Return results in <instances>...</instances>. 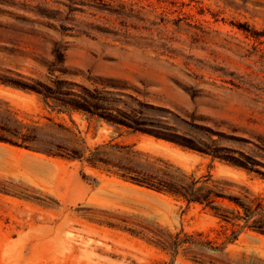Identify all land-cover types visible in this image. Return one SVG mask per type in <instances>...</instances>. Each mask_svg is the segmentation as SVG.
I'll return each mask as SVG.
<instances>
[{"label": "rangeland", "instance_id": "obj_1", "mask_svg": "<svg viewBox=\"0 0 264 264\" xmlns=\"http://www.w3.org/2000/svg\"><path fill=\"white\" fill-rule=\"evenodd\" d=\"M2 75L133 95L168 111L125 96L122 110L256 160L263 174L85 113L58 114L41 95L4 84L1 136L19 119L40 126L45 142H64L73 119L92 148L136 144L108 149L127 168H181L264 204V0H0ZM108 169L0 142V264H264V234L245 229L222 248L237 227ZM182 230L221 250L187 244L173 256L168 241Z\"/></svg>", "mask_w": 264, "mask_h": 264}, {"label": "trees", "instance_id": "obj_2", "mask_svg": "<svg viewBox=\"0 0 264 264\" xmlns=\"http://www.w3.org/2000/svg\"><path fill=\"white\" fill-rule=\"evenodd\" d=\"M57 54L62 57L61 62H64V54L59 50ZM19 76L23 77L22 75ZM53 83L54 85H48L39 80H21L6 75L0 76V84L41 95L46 105L50 106L52 111L58 114H68L72 117L75 112L85 113L90 117H98L101 120H105L117 128L126 127L131 129L133 133H145L183 148L210 155L213 159L218 158L250 172L263 174L258 168L260 163L256 160L249 157L243 158L242 156L237 158L216 146H200L196 142L186 139L177 129L169 127L166 124L157 125L146 118L138 117L126 110H122L119 105L123 103L128 107L129 103L122 99L125 96L132 102L133 100L138 102L143 108L167 112L166 108H156L139 101L133 95L125 94L124 92H113L106 88L100 89L96 87L91 90L85 86H80L82 89L81 93L77 94L72 90L73 86L76 85L74 82L60 80L58 77ZM65 86L69 89L64 90ZM51 100L55 103L54 105L50 103ZM139 112L142 113L141 111ZM49 121L51 127L56 126L61 129H68L64 123L57 122L53 118H49ZM71 121L76 127V132L72 131V137L64 140V142H45L39 138L40 126L35 125L29 128L27 124L19 119H15L16 125L13 128L4 125L8 136L0 135V142L10 143L16 147L46 154L50 157L86 161L93 167L105 166L109 168V172L114 170V173L125 181L169 195L175 200L184 203L187 208L194 204L200 205L203 210L209 211L219 218L221 223L232 224L237 227L232 230L231 235H227L226 240L221 244L222 248H225L227 244L235 242L245 229H251L264 234V204L260 196L252 199H249L248 196H245V199L241 196H227L215 183L210 185L207 182L208 180L212 182L210 178L204 179V176L196 178L193 174H189L181 168H177L176 172L156 169L154 167L153 170H144L141 167L145 166V164L134 162L133 168H127L117 162L116 159H119L120 162L121 159L114 156V153H111L108 149L110 148L114 152H121L129 147H136V144L129 145L109 141L92 148L88 145L83 131L76 125L73 119ZM27 127L28 129L26 130L25 128ZM208 176L212 175L209 174ZM257 216L259 218L254 219ZM252 219L254 220L251 221ZM241 221L244 223L241 224ZM154 234L162 237L158 232H154ZM198 235L201 236L202 234ZM168 243L169 250L173 256H177L179 250L187 244L199 246L211 244L210 247L212 249L221 250V246H214L216 241L199 240L194 235L184 232V230L171 235Z\"/></svg>", "mask_w": 264, "mask_h": 264}, {"label": "crops", "instance_id": "obj_3", "mask_svg": "<svg viewBox=\"0 0 264 264\" xmlns=\"http://www.w3.org/2000/svg\"><path fill=\"white\" fill-rule=\"evenodd\" d=\"M18 148H20V149H24V148H21V147H18Z\"/></svg>", "mask_w": 264, "mask_h": 264}]
</instances>
